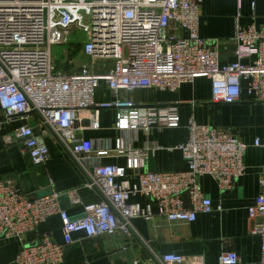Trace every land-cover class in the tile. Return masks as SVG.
I'll return each mask as SVG.
<instances>
[{
    "label": "built area",
    "instance_id": "2783aa9c",
    "mask_svg": "<svg viewBox=\"0 0 264 264\" xmlns=\"http://www.w3.org/2000/svg\"><path fill=\"white\" fill-rule=\"evenodd\" d=\"M202 0H0V112L6 121L22 120L7 143L17 144L22 155L41 166L49 158L44 137L52 135L85 175L82 188L96 190L101 199L83 204V213L71 218L61 200L81 204L80 188L30 197L12 182L0 177V240H24L41 222L59 216L62 242L43 234L35 244L22 245L15 264H63L72 234L86 237L134 235L132 220H151L150 204L130 202L141 195L154 203L157 215L169 223H191L198 213L212 210V202L200 190L198 178L210 175L221 190H229L246 170V143L233 132L198 124L191 117L187 140L179 144L187 168L171 172H140L131 183L126 167L97 162L105 149L93 150L92 142L78 132L99 128V111H115L114 127L130 129L177 127L174 105H143L119 90L138 88L175 91L183 83L204 76L211 83L215 102L235 103L245 92L261 104L264 115V27L250 23L242 28L237 13L235 60L222 63L217 42L199 33ZM238 8L241 0H237ZM252 9L256 0L250 1ZM184 32H170V27ZM84 39L70 40L71 35ZM71 44L58 65L52 47ZM79 50V54L76 53ZM112 64L99 72V61ZM71 68V69H70ZM103 80L112 93L110 100L96 101ZM36 123L30 124V117ZM86 120L87 126L82 122ZM264 149V143L254 140ZM113 151L123 155L127 167L139 169L148 150L133 149L118 137ZM259 192L247 208L253 221L251 232L260 239L258 264H264V161L260 168ZM220 210L221 206L218 205ZM161 264H182L185 257L167 253ZM218 264H240L233 250L223 251Z\"/></svg>",
    "mask_w": 264,
    "mask_h": 264
},
{
    "label": "crops",
    "instance_id": "0c3cea01",
    "mask_svg": "<svg viewBox=\"0 0 264 264\" xmlns=\"http://www.w3.org/2000/svg\"><path fill=\"white\" fill-rule=\"evenodd\" d=\"M251 0H202L200 5L199 33L214 43L217 42L222 63L235 60L234 41L236 16L240 12L239 23L245 28L250 23L264 27V0H256L254 9ZM170 32L184 34L170 27ZM79 54V50H76ZM112 62L99 61L96 69L104 72ZM71 69V68H70ZM118 97H129L135 102L149 106H171L177 108V127L130 129L121 132L114 127L115 111H99V128H84L78 132L82 138L92 142V149H105L106 154L97 158L102 164L126 167L131 183H135L140 172H171L187 168V163L179 144L188 137L187 123L192 117L196 123L233 132L246 143L244 152L245 173L238 178L229 190H221L214 178L202 175L198 178L201 192L212 202V210L198 213L194 222L169 223L157 215V209L148 198L135 195L130 202L142 206L150 204L154 218L145 220L134 218V235L129 237L101 235L86 237L77 232L72 234L73 242L66 248L63 264H161L163 254L175 253L185 257L182 264H218L223 251L233 250L240 264H258L260 239L251 232L253 221L247 216V208L258 195L260 168L264 161V149L254 144L258 139L264 143V115L261 104L246 98L235 103L215 102L211 97L210 80L198 76L192 83H183L177 90L138 88L129 92L119 90ZM112 93L101 80L95 94L96 101L110 100ZM22 120L6 121L0 112V177L12 182L24 194L38 197L55 192H66L80 188L81 204H70L61 200V207L71 218L82 215L83 204L101 199L96 190L82 188L86 178L61 144L50 134L44 137L48 146L49 158L41 166L33 165L27 156L20 152L17 144L7 143L4 138L12 134ZM30 124L36 117H30ZM88 124V123H87ZM87 126V125H85ZM123 137L126 145L133 149L148 150V157L139 169L127 167L123 155L113 149L118 137ZM221 209L218 210L217 206ZM43 234H50L56 242H62V224L55 215L41 222L34 230L26 233L24 240L12 238L0 240V264H15V256L22 245L37 243Z\"/></svg>",
    "mask_w": 264,
    "mask_h": 264
},
{
    "label": "rangeland",
    "instance_id": "374dc122",
    "mask_svg": "<svg viewBox=\"0 0 264 264\" xmlns=\"http://www.w3.org/2000/svg\"><path fill=\"white\" fill-rule=\"evenodd\" d=\"M84 34L81 32L78 34V37H76L75 35H71L70 36V40L74 41V40H80L82 41L84 39ZM69 48H71V44H62V45H56L52 47V58L53 60L58 64H62V62L65 59V53L69 50Z\"/></svg>",
    "mask_w": 264,
    "mask_h": 264
},
{
    "label": "water",
    "instance_id": "95a60500",
    "mask_svg": "<svg viewBox=\"0 0 264 264\" xmlns=\"http://www.w3.org/2000/svg\"><path fill=\"white\" fill-rule=\"evenodd\" d=\"M82 124H83V125H87V121L84 120V121L82 122Z\"/></svg>",
    "mask_w": 264,
    "mask_h": 264
}]
</instances>
